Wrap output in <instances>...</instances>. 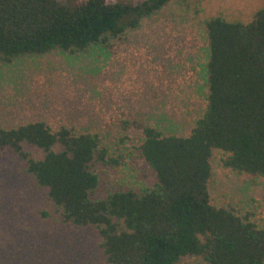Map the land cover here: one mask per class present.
Masks as SVG:
<instances>
[{"label": "trees", "instance_id": "obj_1", "mask_svg": "<svg viewBox=\"0 0 264 264\" xmlns=\"http://www.w3.org/2000/svg\"><path fill=\"white\" fill-rule=\"evenodd\" d=\"M171 0H0V63L55 50L86 52L139 27ZM206 105L188 133L134 120L137 154L155 181L95 197L93 163L109 159L100 136L43 120L0 123V149L22 160L64 223L98 229L105 264H264V224L231 203L215 205L208 188L211 157L223 166L264 177V6L248 21L205 19ZM42 150L35 158L25 149Z\"/></svg>", "mask_w": 264, "mask_h": 264}, {"label": "rangeland", "instance_id": "obj_2", "mask_svg": "<svg viewBox=\"0 0 264 264\" xmlns=\"http://www.w3.org/2000/svg\"><path fill=\"white\" fill-rule=\"evenodd\" d=\"M262 6L264 0H171L139 27L110 39L109 47L0 63V123L43 120L52 129L97 133L116 162L93 163L95 197L150 185L155 176L137 154L142 132L133 121L188 133L206 105L205 19L220 14L245 22ZM25 149L35 158L43 155L33 145ZM224 156L215 149L211 157V202L231 203L263 225L264 177L223 166ZM24 164L12 149H0V264H105L98 229L62 222L47 188ZM178 264L205 262L185 256Z\"/></svg>", "mask_w": 264, "mask_h": 264}]
</instances>
